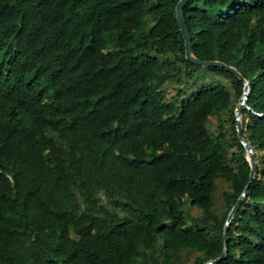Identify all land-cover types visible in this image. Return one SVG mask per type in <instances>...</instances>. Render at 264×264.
Segmentation results:
<instances>
[{
    "label": "trees",
    "instance_id": "1",
    "mask_svg": "<svg viewBox=\"0 0 264 264\" xmlns=\"http://www.w3.org/2000/svg\"><path fill=\"white\" fill-rule=\"evenodd\" d=\"M176 1L0 0V264L221 253L249 172L233 112L243 82L185 60ZM183 12L193 52L248 81L243 135L262 161L215 264H264V0H188ZM200 67L210 79L190 98L165 99L163 85Z\"/></svg>",
    "mask_w": 264,
    "mask_h": 264
},
{
    "label": "water",
    "instance_id": "2",
    "mask_svg": "<svg viewBox=\"0 0 264 264\" xmlns=\"http://www.w3.org/2000/svg\"><path fill=\"white\" fill-rule=\"evenodd\" d=\"M187 1L188 0H177L175 2V5H174L175 18L177 20L179 31H180L182 38H183V49H184L185 60H187L188 62H190L192 64H196V65H200V66L223 67V68L231 71L232 73H234L235 76L237 78H239L240 80H242V82H243L242 93H241L239 100L237 101V104H236L235 109H234V121H235V130H236L237 138L244 148L245 157L249 163V172H248L246 183H245L242 191L237 196L235 202L233 203V205L231 206V208L229 209V211L226 215V218H225V221L223 224V232H222L223 247H222L221 253L218 256L207 259L202 263V264H215L217 261H219L225 255V253L227 251V248H228V244H227L228 227H229L230 219L232 218V216H233L234 212L237 210V208H239L241 206V204H243L245 196L247 194H249L250 184H251V181L253 180V178H255V176H256V178L259 177L260 171H259V173H257L259 169H258L257 163L255 162V158H256L258 151L249 142V140L247 138H245V136L243 135V129H242V124H241V120H240V115L242 113V109L244 107L249 109V106L246 104V98H247V94L249 92L248 81L243 77V75L240 73V71L234 65H231L229 63L224 62L223 60L215 59V58L214 59H202V58H199L193 52L192 43H191L190 35L188 32V28L186 25V21L184 18V12H183V6L186 4ZM258 158L260 161L259 165H260V169H261L262 161H261L259 154H258ZM257 174H258V176H257Z\"/></svg>",
    "mask_w": 264,
    "mask_h": 264
},
{
    "label": "rangeland",
    "instance_id": "3",
    "mask_svg": "<svg viewBox=\"0 0 264 264\" xmlns=\"http://www.w3.org/2000/svg\"><path fill=\"white\" fill-rule=\"evenodd\" d=\"M196 70L201 71V70H205V69L203 67H200L198 69H195V71H193L192 76L184 75L183 80L180 83H177V84L168 83V84L163 85V91H164L165 99L171 100V99H175V98H180L181 96H184V95H188L190 93V91L193 90L192 89L193 84H199V83L203 82L204 80L210 79V75L201 76V75H199V73H197ZM188 96H189V98L191 97L190 95H188ZM234 109H235V107H234ZM234 109H233V112H234ZM241 115L243 117V124L246 126V130L243 129V133L247 134V127L250 124V115L248 112H244ZM223 117L225 118V121H224L225 125L228 126L229 122L227 121V114H224ZM216 124H217L216 119H215V117L212 116L210 118V122L207 124L209 131L216 133L217 132ZM259 153H260V151H258L257 154H259ZM259 156H260V154H259ZM259 171H258V173H259ZM257 176H258V174H257ZM225 186L226 185L222 184V182H221V184L218 185L217 192L221 193V191L225 188ZM219 200H220V196L217 193V195H215V201L219 202ZM187 207H188V211L191 214H193V215L198 214V209L195 208L194 206H191L188 204ZM241 208H242V206H241ZM238 214H239V210L237 211L236 217L238 216ZM236 217L232 216V218L233 219L235 218V220H236ZM234 225H235V221H234V224L230 227V229L233 230ZM236 237H237V235L234 234L233 239L235 240ZM234 253L236 256L237 253L236 252H234Z\"/></svg>",
    "mask_w": 264,
    "mask_h": 264
},
{
    "label": "bare ground",
    "instance_id": "4",
    "mask_svg": "<svg viewBox=\"0 0 264 264\" xmlns=\"http://www.w3.org/2000/svg\"><path fill=\"white\" fill-rule=\"evenodd\" d=\"M240 120H241V124H242V115H240ZM242 129H243V125H242ZM255 162H256V158H255Z\"/></svg>",
    "mask_w": 264,
    "mask_h": 264
}]
</instances>
